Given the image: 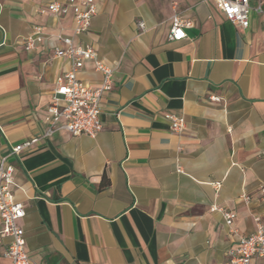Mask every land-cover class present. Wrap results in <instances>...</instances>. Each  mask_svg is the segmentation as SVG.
Here are the masks:
<instances>
[{
  "label": "crops",
  "instance_id": "obj_1",
  "mask_svg": "<svg viewBox=\"0 0 264 264\" xmlns=\"http://www.w3.org/2000/svg\"><path fill=\"white\" fill-rule=\"evenodd\" d=\"M51 1L0 0V156L16 165L29 256L39 264L225 261L237 239L223 211L245 235L254 213L264 216V14L252 10L240 28L216 0H96L78 40L113 69L103 128L45 137L46 107L70 66L55 55L57 35H71L74 19L72 7L44 11ZM176 14L190 22L180 40L170 37ZM35 24L46 41L32 54L22 38ZM79 76L93 85L103 78L92 63ZM169 114L184 118L183 131L172 130ZM0 264H9L3 248Z\"/></svg>",
  "mask_w": 264,
  "mask_h": 264
},
{
  "label": "built area",
  "instance_id": "obj_2",
  "mask_svg": "<svg viewBox=\"0 0 264 264\" xmlns=\"http://www.w3.org/2000/svg\"><path fill=\"white\" fill-rule=\"evenodd\" d=\"M217 7L234 25L247 28L250 25V14H264V0H257L252 6L251 0H216ZM68 7L73 8L74 19L72 34L57 35L55 55L67 59L69 68L63 69L56 81L52 98L47 105L49 123L44 132L45 137L57 131L65 130L75 135L86 134L96 136L103 128L100 119L102 99L106 91L113 85V69L106 65L98 56L95 46L78 40V36L89 31L92 19L98 13L96 0H64L63 3L53 0L48 3L44 11L50 13H66ZM190 22L179 14L172 17L171 39L180 40L186 37L185 28ZM140 28H145L143 21ZM44 27L35 24L32 30L22 38L24 49L32 54L41 53L45 46ZM63 46H62V45ZM88 63L103 74L102 81L93 85L80 78L79 74L85 70ZM219 100V97H213ZM171 120L173 131H183L186 122L183 117L174 114L167 116ZM39 141V137L18 143L11 149V155H18ZM15 163L8 155L0 156V248L9 264H39L32 259L26 250L24 227L20 224L26 216V209L15 199L12 185L14 184ZM264 193V187L261 188ZM249 201L247 194L242 195ZM264 199V197H263ZM223 215L230 232L237 242L227 251V259L219 264H255L258 259L264 260V216L254 213L255 230L245 235L233 227L236 214L233 211H223Z\"/></svg>",
  "mask_w": 264,
  "mask_h": 264
}]
</instances>
